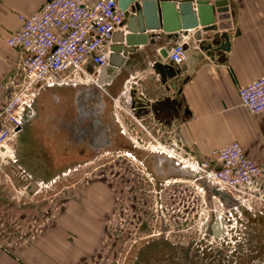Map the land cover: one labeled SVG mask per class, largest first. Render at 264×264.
Instances as JSON below:
<instances>
[{
	"label": "crops",
	"instance_id": "crops-1",
	"mask_svg": "<svg viewBox=\"0 0 264 264\" xmlns=\"http://www.w3.org/2000/svg\"><path fill=\"white\" fill-rule=\"evenodd\" d=\"M47 1L0 0V111L24 79L21 51L11 47L8 39L20 29L21 15L35 14ZM227 14L228 18L217 20L211 30L198 27L201 40L211 44L206 50H201V41L194 39L196 30L187 33V49L197 50L199 54L193 62L186 59L178 66L160 54L161 48L169 52L184 32L174 35L170 43L161 39L150 48L136 47L137 52L128 56L126 65L119 71L117 79H121L109 88L112 100L104 98L105 109L109 107L124 116L120 123L123 131H130L128 115L117 111L112 101L121 96L126 81L132 79L138 88L137 119L142 120L152 135H167L173 151L181 150L186 157L209 160L214 150L235 141L249 158L264 166V113H249L242 106L238 92L240 87L264 76V0H229ZM226 38L229 51L218 50L219 45L214 42L221 44ZM158 61L173 67L175 76L165 83L154 68ZM71 87L54 85L43 89L28 122L19 128L9 144L15 161L4 162L0 158V222L38 219L39 214L30 212L27 206L30 191L33 194L40 189L39 184L46 182L49 173L60 172L62 156L74 157L68 141L67 151L62 154L60 125H65L67 130L70 123L68 116L59 115L54 98V95L62 97ZM59 118L63 121L59 122ZM107 124L109 131L120 129L111 120ZM140 129L134 132L143 137L147 132ZM46 157L51 164L46 162ZM26 186H29L27 192ZM85 200L78 199L79 203L75 204L66 200L52 224L25 244L14 245L0 234V264H85L92 253V230L99 229L102 221L90 218L91 211L86 208L88 204L95 205V212L100 213V202ZM74 234L77 244L70 241Z\"/></svg>",
	"mask_w": 264,
	"mask_h": 264
},
{
	"label": "rangeland",
	"instance_id": "rangeland-1",
	"mask_svg": "<svg viewBox=\"0 0 264 264\" xmlns=\"http://www.w3.org/2000/svg\"><path fill=\"white\" fill-rule=\"evenodd\" d=\"M127 118L130 132L142 130L135 119ZM143 140L146 149L157 147L150 138ZM61 145L63 154L67 150L64 142ZM121 154L113 150L97 157L62 156L60 172L46 175L40 189L29 193L27 206L38 219L0 222V234L14 245L25 244L52 224L66 200L75 204L85 198L100 202V213L95 205L86 208L90 218L102 220L99 229L92 230V253L85 264H264L260 199L252 198L251 209L242 204L233 208L232 201L213 193L194 174L165 182L145 170L146 151L136 159ZM45 160L51 164L49 157ZM217 214L226 222L224 229L221 219V238L211 231ZM70 241L77 244L75 234Z\"/></svg>",
	"mask_w": 264,
	"mask_h": 264
},
{
	"label": "built area",
	"instance_id": "built-area-1",
	"mask_svg": "<svg viewBox=\"0 0 264 264\" xmlns=\"http://www.w3.org/2000/svg\"><path fill=\"white\" fill-rule=\"evenodd\" d=\"M119 1L48 0L35 14L20 16L21 27L10 36L8 44L21 51L20 68L24 79L0 111L2 161H15L9 144L19 128L28 122L34 102L43 89L96 82L100 69L110 62L114 34L125 32L126 12L120 8ZM182 34L168 52V59L178 66L186 62L189 40L187 33ZM133 89L138 95L136 82L129 79L121 96L113 99L114 105L117 111L134 118L151 134L142 120L135 117ZM238 92L242 106L249 113H264V76L240 87ZM117 114L120 116L119 112ZM166 151L178 157L176 151L169 148ZM181 161L198 179L205 180L213 193L232 201L233 208L242 204L251 209L252 198L260 199L264 205V166L249 158L238 142L214 150L209 160L184 157ZM28 189L26 186L24 191ZM217 219L222 223L221 215L217 214ZM223 222L225 228V219Z\"/></svg>",
	"mask_w": 264,
	"mask_h": 264
},
{
	"label": "water",
	"instance_id": "water-1",
	"mask_svg": "<svg viewBox=\"0 0 264 264\" xmlns=\"http://www.w3.org/2000/svg\"><path fill=\"white\" fill-rule=\"evenodd\" d=\"M119 5L126 12L125 32L115 33L112 38L113 45L111 47L110 62L100 69L96 81L98 87L111 84L118 72L126 65L128 56L137 52V46H154L161 39L166 43H170L174 40V35L177 33H188L196 30L193 37L195 40L201 41L200 49L206 50L210 48L211 44L201 40L202 34L200 30H197L198 27H205L211 30L217 20L227 19V13L229 12V0H120ZM159 30H162V32H150V34L147 32ZM214 43L219 45L218 50L229 51L230 43L228 38L221 44L217 41ZM160 54L163 58H167V49L161 48ZM198 56L197 50L187 49L186 59L189 62H193L194 58ZM154 68L160 74L163 83L168 78L175 76L173 67L166 66L159 61L155 62ZM131 97L134 108L140 107L136 105L135 97L133 95ZM100 103L101 105L96 108L97 111L94 116L103 113L105 107L104 98ZM81 107L84 108V106ZM141 107L144 110L147 109L146 105ZM102 133L105 136L108 134V129L104 127ZM180 173L188 177L194 176L191 171H185L183 168H180ZM35 187L33 186L34 190L36 189ZM222 232V223L220 219H217L212 224V234L214 238H221Z\"/></svg>",
	"mask_w": 264,
	"mask_h": 264
},
{
	"label": "flooded vegetation",
	"instance_id": "flooded-vegetation-1",
	"mask_svg": "<svg viewBox=\"0 0 264 264\" xmlns=\"http://www.w3.org/2000/svg\"><path fill=\"white\" fill-rule=\"evenodd\" d=\"M118 76L119 72L111 84L105 85L104 87H98L96 82L87 85H76L70 86L71 89L67 90V93L62 95V97L54 95L55 101L58 102L57 111L59 115L69 117L68 121L70 124L67 130L65 129V125H60L59 135L62 138V142L67 143L68 141L70 151L74 154V157L80 158L97 157L103 153H111L113 150H119L123 152L121 154L122 156L129 158L128 154H133L136 159L135 156H140L142 151H146V157L143 159L144 168L146 171L153 172L156 178L165 180V182L174 178H188V176L180 173V168L188 170L181 161L186 156L182 154L181 150H176L178 154L176 159L172 158L169 152L166 151L167 148L171 151L173 150L171 148V141L167 135L159 134L156 136L146 133L141 137L134 131L126 133L125 130L123 131L121 129L120 125L123 121L122 115H120L121 118L115 110H110L109 107H106V109L104 107L105 110L103 109L102 114L94 116L97 111L96 108L101 105L100 101L103 98L107 97L112 100L109 88L121 79V77L117 79ZM136 94L137 92L133 89L131 96L136 97ZM81 106H84V108ZM137 113L136 111L135 117H137ZM62 119L59 118V122H62ZM110 120L116 129H118L117 126L120 129L116 132L108 130V134L104 136V133H102L103 129L104 127L108 129L107 123H110ZM147 122L144 121V123ZM144 137L155 141L157 147L155 146L151 150L142 146L141 142H144ZM205 218L204 216L200 217L202 222H205Z\"/></svg>",
	"mask_w": 264,
	"mask_h": 264
},
{
	"label": "bare ground",
	"instance_id": "bare-ground-1",
	"mask_svg": "<svg viewBox=\"0 0 264 264\" xmlns=\"http://www.w3.org/2000/svg\"><path fill=\"white\" fill-rule=\"evenodd\" d=\"M120 117H121V116H120ZM123 117H124V116H123ZM121 118H122V117H121ZM122 119H123V118H122ZM121 124H122V123H121ZM122 126H123V125H122ZM151 150H152V149H151ZM174 155H175V154H174ZM174 155L171 154V156H174ZM184 170H185V171H188V170H186V169H184ZM224 229H225V228H224Z\"/></svg>",
	"mask_w": 264,
	"mask_h": 264
}]
</instances>
